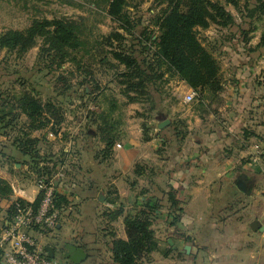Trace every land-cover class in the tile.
Masks as SVG:
<instances>
[{
	"label": "trees",
	"instance_id": "16d2710c",
	"mask_svg": "<svg viewBox=\"0 0 264 264\" xmlns=\"http://www.w3.org/2000/svg\"><path fill=\"white\" fill-rule=\"evenodd\" d=\"M62 1L86 14L77 17H34L22 29L0 33V48L21 57L37 46V71H62L52 85L57 97H69L66 91L71 84L66 74L80 77L77 85L81 87V94L89 97L94 107L87 108L84 115L87 123L85 135L97 138L102 143L98 151L102 157L111 155L114 145L124 137L121 120L125 106L139 103L143 109L139 115H150L163 103L167 95L165 85L171 80L182 82L195 92L194 107L199 113L213 111L211 104L220 102L224 88L221 62L214 54L215 46L204 44L198 35L199 29H207L212 24L229 27L235 23L233 14L218 0H158L163 6L146 22L132 13L142 0ZM226 2L237 11H244L243 16L249 20L259 19L264 14V0ZM105 20L112 23L107 33L98 31V24ZM250 39L244 40L247 42ZM260 47H264V33L250 49L258 50ZM110 71L117 78L120 87L117 92L97 76V72L107 74ZM262 74L264 76V70ZM64 120L62 102L54 97L43 100L34 88L5 94L0 91V135H8L11 145L29 158L21 164L27 165L37 179L51 178L57 169L56 162L46 164L38 147L40 138L33 133L47 129L51 134L58 135ZM91 126L94 128H89ZM146 126L142 125L143 128ZM171 126L174 134L183 139L185 121L176 118ZM5 129L17 132L9 135L3 131ZM248 135L262 138L252 132L245 134ZM149 139L145 130L143 140ZM133 172L139 178L149 176L146 166L140 162L136 163ZM148 182L151 184L153 180L149 179ZM129 184L135 189V180ZM56 188L53 208L60 213L70 199L63 187L61 190ZM11 193L9 181L0 177V199L9 198ZM160 193L159 197L141 187L136 194V197L143 198V202H135L123 216L127 238L116 239L112 243L113 260L117 264H143L150 260L153 252L158 251L164 257L172 253L169 244L165 248L160 245L154 225L163 217V223L177 225L181 219L183 201L178 198L177 190L172 185L165 186ZM41 198L42 192L32 202L16 198L6 210V219L10 220L17 206H28L35 211ZM116 198L117 195L108 202L115 203ZM123 212V207L118 206L104 212V215L115 220ZM31 229L40 232L46 230L40 228L39 224H31Z\"/></svg>",
	"mask_w": 264,
	"mask_h": 264
},
{
	"label": "crops",
	"instance_id": "0c3cea01",
	"mask_svg": "<svg viewBox=\"0 0 264 264\" xmlns=\"http://www.w3.org/2000/svg\"><path fill=\"white\" fill-rule=\"evenodd\" d=\"M249 51L231 55L239 62L233 61L235 65L230 66L228 74L221 67L224 88L220 102L211 104L213 111L199 113L193 101L180 108L176 117L156 118L152 126L144 121L150 128L141 126V115L127 120L123 116L124 137L114 145L111 162L92 157L83 166L88 177L69 186L62 183L64 175L60 173L55 189L63 187L70 203L58 212L55 228L43 232L30 229L46 251L52 248L58 264H73L65 256L68 245L84 249L86 258L78 264H117L111 248L114 240L127 238L123 216L135 202H143L142 197L132 195L127 178L137 161L153 169L154 184L163 188L172 185L183 201L179 223L163 224L170 236L164 242L157 237L162 247L169 244L173 253L185 259L166 260L173 259V255L164 257L156 251L143 264H264V52L253 59L257 50ZM175 83L185 88L184 93L190 89L182 82ZM133 104L141 110V104ZM181 117L186 129L183 139L171 126ZM166 118L169 123L158 128L157 124ZM145 130L150 136L147 141L143 140ZM249 132L262 138L245 136ZM11 148L8 157H24ZM22 161H6L0 167V177L12 188L9 198L0 199V227L6 225V210L12 201L22 198L32 202L39 194L38 179L29 176L31 172ZM242 175L252 180L250 194L236 185ZM100 195L104 201L99 200ZM115 195L116 202H108ZM118 206L124 209L122 216L114 220L104 215ZM254 220L263 226L262 230L251 229ZM185 246H189L188 252Z\"/></svg>",
	"mask_w": 264,
	"mask_h": 264
},
{
	"label": "rangeland",
	"instance_id": "374dc122",
	"mask_svg": "<svg viewBox=\"0 0 264 264\" xmlns=\"http://www.w3.org/2000/svg\"><path fill=\"white\" fill-rule=\"evenodd\" d=\"M218 1L233 14L235 23L229 27H219L212 24L207 29H199L198 35L204 44H212L215 46L214 54L219 57L221 67H223L228 74L227 71L230 70V66L235 65L233 61L239 62V59H236L237 57L234 58L233 56L231 57V55L237 54L240 51L250 52L249 49L253 48V45L259 42L261 34L264 33V14L263 16H260L259 19L249 20L243 16L244 11H242V13L237 11L231 4L227 3L226 0ZM162 6L163 4L158 3V0H142L138 9H134L132 13L141 16L143 21L146 22L150 19L152 14L158 12ZM81 14L86 13L72 5L64 3L62 0H0V33L9 29H22L26 27L34 17H77ZM111 26L112 23H110L109 20H105L104 23L98 24V31L107 33L110 31ZM250 37V42H253L251 44L249 41L245 42L244 40L245 38ZM263 50L264 47H260L256 52H253V59L255 57L257 59V55L264 52ZM37 52L38 47L35 46L23 56L17 57L15 53H9L5 49L0 48V91L5 94L13 90L34 88L41 94L43 100L48 97H54L62 102V107L65 112V120L58 133L60 134V138L57 139V135L51 134L47 129L36 131L33 134L40 138L38 147L46 164L56 162L57 173L50 179L57 180L61 176L60 173H62V175H64L62 179L63 184L69 186V183H74L75 180H81L82 183L83 179L88 177V175L85 174L83 166H87L92 160V157L96 160L99 159L101 161L111 162L113 159V153L108 157H102L98 154V151L102 148V143H100L97 138L85 135V132L87 131V123L84 115L87 108L94 107L89 97L81 94V87L77 85V81L80 77L76 74L74 77H71L68 74L65 75V73H63L70 80L71 87L66 91V94H69V97H57L56 93L53 91L52 85L57 75L62 71L61 69L53 72H48L46 69L40 72L37 71V68L35 67ZM97 76L103 83L111 86L115 92L120 88L116 82L117 78H114L111 71L107 74L97 72ZM175 82L176 81L171 80L165 85L167 95H165L163 103L150 115H146L145 117L141 116L143 120L142 122L140 120L141 126L143 124L145 125V123L152 126V122L156 118H164L168 116L172 118L176 117L177 114H180V108H185L187 105L192 104L193 101L183 103L182 98L185 88L180 87V85ZM119 97L121 100L123 99L122 96ZM133 106L136 105L131 103L125 106V120L132 116H134V118L140 117L139 113L142 112L143 109L141 108L139 111L137 109L138 107L135 108ZM149 122H151V124ZM89 128L94 127L91 126ZM3 131L8 132L9 135H15L17 132V130L14 129H5ZM8 137L9 136L4 133L0 135V167H3V163L6 161L13 163L17 160V162H19L25 157H8L9 155L7 154L12 151L11 140ZM66 151L67 154H64ZM26 158V160H29L28 157ZM149 161H151V158ZM138 162L139 161L136 163ZM140 163L143 166H146V174L149 176L146 175V179L139 178L135 172H133V168L132 174L127 176L128 183H131V181L134 180L136 183L135 189L129 184L132 195H136L141 187H145L151 194L160 197V190H163L164 186H159L154 184V182L150 184L148 181L155 177V173L149 164H146L143 161H140ZM65 165H67V167H65ZM72 166H77L79 169L77 168L76 170V168H73ZM65 172H67V174H65ZM14 176H16V174L12 173V177ZM29 176L36 178L35 174H30ZM129 204H131V202ZM66 206H68V204ZM163 207H165V204ZM163 209L165 211V208ZM163 218L158 220V223L154 225L156 236H159L162 242H164L171 234V232L164 229ZM171 254L173 255V259L166 258V260L185 259L183 255L179 256L173 252ZM151 258L152 256H150V259Z\"/></svg>",
	"mask_w": 264,
	"mask_h": 264
},
{
	"label": "built area",
	"instance_id": "2783aa9c",
	"mask_svg": "<svg viewBox=\"0 0 264 264\" xmlns=\"http://www.w3.org/2000/svg\"><path fill=\"white\" fill-rule=\"evenodd\" d=\"M194 98L195 92L189 89L183 95V102H192ZM55 181L46 177L38 179L39 192H42L38 208L33 211L28 206H17L15 214L0 227L1 264H58L30 234L31 224H39L43 229L57 225L58 212L53 208Z\"/></svg>",
	"mask_w": 264,
	"mask_h": 264
},
{
	"label": "water",
	"instance_id": "95a60500",
	"mask_svg": "<svg viewBox=\"0 0 264 264\" xmlns=\"http://www.w3.org/2000/svg\"><path fill=\"white\" fill-rule=\"evenodd\" d=\"M169 123V119H164L162 121H160L157 124L158 128H162L163 126H165L166 124ZM236 185L237 187L244 193L246 194H250L253 184H252V180L250 177L246 176V175H242L237 181H236ZM99 200L100 201H104V196L100 195L99 196ZM250 227L252 230L256 231V230H262V225L257 221L254 220L251 224ZM169 243H171V240H168ZM68 251L65 253V256L73 263V264H78L80 263L82 260H84L86 258V253L84 251V249H82L81 247H76L74 245H68L67 246ZM185 251H189V246H185L184 247ZM47 252H48V256L50 258L54 257V253L52 248L47 247Z\"/></svg>",
	"mask_w": 264,
	"mask_h": 264
}]
</instances>
